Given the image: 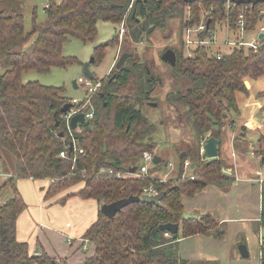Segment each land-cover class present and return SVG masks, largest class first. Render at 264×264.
<instances>
[{
	"label": "trees",
	"instance_id": "16d2710c",
	"mask_svg": "<svg viewBox=\"0 0 264 264\" xmlns=\"http://www.w3.org/2000/svg\"><path fill=\"white\" fill-rule=\"evenodd\" d=\"M243 8L244 5L234 4L227 12L225 6L211 1L189 4L185 0H50L45 7V20L38 22L34 11L32 31L28 32L23 12L7 11L0 5V146L16 160L14 177L2 185L11 186L14 196L0 207V264H66L46 253L32 255L29 244L18 240L17 221L27 206L16 179L47 181L46 200L80 187L55 204L65 205L74 196L97 202L100 207L97 220L83 237L95 251L84 264H191L178 253L180 239L221 235L218 222L211 215L200 216V221L181 220L186 211L184 197L193 198L208 185L224 187L230 183L219 156L203 160L200 155L192 163L194 180L183 179V165L189 158L184 152L179 155L176 183L129 174L131 168L140 167L136 162L144 152L152 153L155 149L154 143H145L153 124L140 109L147 101H155L152 95L159 86L147 64L128 60L114 73L112 82L100 89L102 94L98 92L92 97L95 117L76 135L84 154L70 155L69 150L66 159L60 157L66 147L59 137L64 132L60 110L72 100L61 87L25 82L23 76L32 71L48 73L74 63L73 58L63 55L64 45L70 39L93 43L99 22L118 25L126 20L131 37L140 42L144 31L165 29L169 18L179 17L182 45L186 48V30L198 28L208 13L205 22H210L209 31L214 23L228 20L235 35L232 38L237 39V21ZM262 11L264 4L244 11L248 35L264 24ZM141 22L145 23L144 28L140 27ZM200 36L204 38L207 33ZM229 47L228 53L218 48L220 58L210 55L205 47L191 48V56L175 51L177 62L172 67L173 74L188 84L185 92L175 94L174 101L188 109L194 132L202 142L211 137L221 141L224 120L239 115L237 96L247 92L245 80L264 76V39L257 51L245 46ZM57 122H60L58 127ZM255 154L261 157L260 165L264 167V150ZM151 185L166 194L161 206L134 203L112 219L101 212L103 205L140 196ZM262 203L261 226L264 227V188ZM169 223L178 224L179 232L160 230V226ZM261 260L263 264L264 240Z\"/></svg>",
	"mask_w": 264,
	"mask_h": 264
},
{
	"label": "rangeland",
	"instance_id": "374dc122",
	"mask_svg": "<svg viewBox=\"0 0 264 264\" xmlns=\"http://www.w3.org/2000/svg\"><path fill=\"white\" fill-rule=\"evenodd\" d=\"M55 1L60 2L61 0ZM49 2L50 0H25L24 2L3 0L0 5L2 9H6L7 11L16 9L23 12L25 28L28 32H31L34 11L37 21L43 22L46 18L45 7ZM209 15V13L204 14L202 21H206ZM181 24L182 21L179 17L169 18L165 29H155L151 32V35H149L148 29L144 31L141 41L135 42L131 37L130 26L127 25L126 20H123L118 25L110 22H99L98 34L96 41H93V43H84L77 39H70L64 45L63 55L73 58L75 60L74 63L64 68H53L48 73L32 71L25 74L23 80L25 82L36 81L46 86L61 87L65 90L68 99L81 101L89 95L88 87L85 84L87 78L84 75V66L90 63L92 58H94V63L90 64L89 69L94 76L93 80L94 82H101L104 88L108 83L112 82L111 79L116 71L115 66L123 54H132L131 63L133 64L135 62L147 64L155 77H158V80L161 79L163 82L152 95V99H155L157 107H153L148 103L140 107L144 116L153 124V130L146 136L145 143H154L155 149L152 154H155L162 160L159 166L162 172L154 174L155 172L153 171L154 173L152 172L151 176L159 179L161 182L170 181L176 183L179 177L177 173L179 155L182 152L188 154L189 158L187 160L192 164L204 153V142L194 132L188 109L179 102L167 98L168 95L175 96L179 88H181V92H185L188 84V81L177 78L173 74L172 67L161 60L162 54L168 49L174 52L183 51L185 56L192 55L191 49L183 48V30ZM261 27L262 25H259L255 32L247 35L246 39L250 41L256 37ZM212 30L215 32L216 40L220 45L213 47V51L216 52L220 48L223 52H230L231 47L225 44V41L230 39L226 22L214 23ZM234 36L232 35L233 38ZM96 45H98V49L95 51ZM75 83L78 85V88H75ZM95 103H99L97 97ZM142 163L144 161L140 159L136 162V165L140 166ZM170 163L176 165L172 173H168L170 171L168 164ZM191 174L196 176L194 172H191ZM187 175H189V172ZM183 179L186 178L183 177ZM6 180L7 178L0 177V207L14 196V190L11 186H2ZM19 182H21V187L25 193L27 211L18 223L17 234L20 239L24 238L27 241L33 242L36 236V224L39 225L41 219L42 204L46 208L49 203H55L57 197L46 200L45 193L43 195L39 189L40 185L36 183L31 184L28 179H16L17 188ZM209 192L210 195L213 193ZM216 196L218 197V190ZM216 196H212L211 201L215 200ZM56 205V210L59 211L56 214L45 213V219L44 217L43 219L44 223L53 225L57 229H61L67 221L78 222V217H82L85 214V208H82L81 205L69 206L67 204L65 207ZM76 213H79V215L77 216ZM216 213L215 211L213 212L214 215ZM243 262L258 264V260L254 255L251 259L244 260Z\"/></svg>",
	"mask_w": 264,
	"mask_h": 264
},
{
	"label": "crops",
	"instance_id": "0c3cea01",
	"mask_svg": "<svg viewBox=\"0 0 264 264\" xmlns=\"http://www.w3.org/2000/svg\"><path fill=\"white\" fill-rule=\"evenodd\" d=\"M245 83H248V86L245 85L247 92L237 96L239 115L229 116L224 120L218 147L219 158L223 162V169L226 170L223 173L231 179L230 183L224 187L208 185L195 197L183 198L186 211L198 216L211 215L218 222L221 233L218 237L215 234L210 237L195 235L178 241L179 255L191 264H233V261L234 264H249L243 261L251 259L253 255L258 264H262L264 167H261V157L255 152L264 150V76L258 79L247 78ZM15 171V158L0 146V177L8 180L14 177ZM28 180L31 184L40 185L38 188L44 195L49 185L47 181ZM18 184V190L25 201L22 184ZM79 188L60 194L57 200ZM209 191L214 194L210 195ZM212 196H216L213 201ZM51 204H48V208H45L44 204L41 206V219L35 227L37 230L34 241L20 239L17 234L18 240L29 244L32 255L46 253L50 258L63 260L66 264H84L85 260L93 255L95 247L83 237L97 220L99 205L92 199L70 197L65 205H58H81L85 208V214L78 217V222L67 221L61 229H57L44 223L45 213L56 214L59 211L56 210L55 203ZM26 211L27 207L19 216L17 226ZM214 211L217 212L216 215L213 214ZM70 237L72 241H69ZM242 244L248 248V258H243L238 250Z\"/></svg>",
	"mask_w": 264,
	"mask_h": 264
},
{
	"label": "built area",
	"instance_id": "2783aa9c",
	"mask_svg": "<svg viewBox=\"0 0 264 264\" xmlns=\"http://www.w3.org/2000/svg\"><path fill=\"white\" fill-rule=\"evenodd\" d=\"M234 5V3L231 2V0H228L224 6L226 7V11L229 12L230 8ZM250 6L244 5V8L239 14L238 21H237V39L232 38V31L229 26V21L227 20L226 26H227V32L230 35V39L225 41V44L228 46H245V47H250L253 48L254 51H257V49L260 46V42L262 40L259 39L260 33H264V24L260 28L259 32L257 33L256 37H254L252 40L248 41L247 35L248 32L246 31L245 27V21H244V11L248 9ZM226 12V13H227ZM264 13V11H262ZM228 15V13H227ZM208 24L205 21H202L200 26L198 28H188L185 32V44L186 48L191 49L193 47H205L207 48L208 52L210 55H215L218 58L221 57V54H218V51L214 52L213 47H218L219 42L216 40V34L215 32L209 31L208 30ZM206 32L207 36L206 37H201L200 35L202 33ZM85 84L88 87L89 95L86 99L84 100H72V108L65 114L62 115V123H63V134L64 136L62 137L63 142L66 143L65 149L60 153V157L63 159L68 158L69 156V150L71 151V154L74 153V155L77 154H84L83 149H80L78 146V139L76 138L77 134H80L82 132V126L85 125L88 121H92L95 117V109L94 106L92 105V97L96 95L100 89L102 88V83L101 82H94L93 79L87 78L85 80ZM83 114L85 118V124H78V127L73 130L71 127V122L72 119L77 116ZM155 154H152L150 152H144L142 155V159L144 163L140 165L139 168H137V172L135 174H131L137 178H145V177H151L152 179H157L153 178L151 174H158L161 173V169L159 168L160 164H155ZM170 171L168 173H172L175 164L170 163L168 164ZM183 177L184 178H190L191 180L195 179V176L191 174L193 172V167L190 161H185L183 165ZM154 171V172H153ZM153 172V173H152ZM189 172V175L187 173ZM110 174H113V171H109ZM119 178L122 177L121 174L117 175ZM159 180V179H158ZM160 181V180H159ZM161 182V181H160ZM160 192L153 186H149L147 188H144L141 195H148V196H157L159 195ZM70 226V224H68ZM73 239L70 237L69 241H72Z\"/></svg>",
	"mask_w": 264,
	"mask_h": 264
},
{
	"label": "water",
	"instance_id": "95a60500",
	"mask_svg": "<svg viewBox=\"0 0 264 264\" xmlns=\"http://www.w3.org/2000/svg\"><path fill=\"white\" fill-rule=\"evenodd\" d=\"M187 3L189 4H193L196 2H201V1H211V2H217L219 3V5L221 7L224 6V4H226L228 2V0H185ZM232 3H234L235 5H248V6H252L255 7L259 4H264V0H231ZM139 21V20H138ZM210 22H208L209 24ZM153 31V28L150 29V32ZM259 39L263 40L264 39V33H260L259 35ZM98 48V45L95 46V49ZM133 55L131 54H123V56L120 58L119 62L117 63L116 68L119 70L121 69V67L126 63V61L131 58ZM161 60L169 65H171L172 67H174L176 65L177 62V55L176 53L171 50L168 49L166 52H164V54L161 56ZM94 63V58H92L90 63L85 64L84 66V75L86 78L89 79H93V75L90 72L89 66L90 64ZM246 86H248V83H245ZM75 88H78V85L75 83ZM180 91V88L178 89V92ZM170 100H173V97H171ZM153 107H156L157 104H152ZM72 108V104L68 103L66 105L63 106V108L60 110L61 114H65L67 113L70 109ZM57 115V113H56ZM85 124V118L83 114L77 115L72 119L71 122V127L73 130H75L78 127V124ZM60 125V122H57L56 126L58 127ZM64 134L63 132L59 134V137H63ZM220 145V141L218 139H216L215 137H211L209 139H207L204 142L203 145V149H204V153L202 155L203 160H214L217 159L219 156V147ZM161 158L158 156H155V164H160L161 163ZM194 168V166H192ZM137 172V167H133L130 169V173L131 174H135ZM223 172L225 173L226 170L223 169ZM165 193H160L157 196H148V195H143V196H131L129 198H125L122 200H118L116 202H113L111 204H106L103 205L101 207V212L103 214H105L107 217L109 218H114L115 215L120 212L123 208L127 207L128 205L134 204V203H147V204H152L155 206H161V202L163 201L164 197H165ZM181 220L182 221H189V220H193V221H200L201 217L198 216L197 214H193V213H189V212H184L181 216ZM179 225L178 224H165L160 226V230L163 232H168L171 234H176L177 232H179ZM241 256L243 258H248L249 257V252H248V248L245 244H242L239 246L238 248ZM264 264V263H263Z\"/></svg>",
	"mask_w": 264,
	"mask_h": 264
},
{
	"label": "flooded vegetation",
	"instance_id": "af4514ba",
	"mask_svg": "<svg viewBox=\"0 0 264 264\" xmlns=\"http://www.w3.org/2000/svg\"><path fill=\"white\" fill-rule=\"evenodd\" d=\"M138 23H139V22H138ZM140 27L144 28V27H145V23L141 22V23H140ZM129 29H130V28H129ZM150 29H151V28H150ZM153 30H154V28H153ZM135 32H136V28L134 29V33H135ZM149 32H150V30H149ZM150 33H151V32H150ZM142 36H143V35H142ZM166 51H167V50H166ZM166 51H165V52H166ZM125 54H126V53H125ZM163 54H164V53H163ZM163 54H162V55H163ZM131 55H132V54H131ZM122 56H123V55H122ZM122 56H121V57H122ZM132 58H133V56H132L131 58H129L128 60H130V59H132ZM128 60L126 61V63L128 62ZM118 62H119V61H118ZM118 62H117V63H118ZM126 63L121 67V69L126 65ZM92 64H93V63H92ZM116 66H117V64H116ZM116 66H115V68H116ZM170 66H171V65H170ZM171 67H172V66H171ZM89 68H90V66H89ZM121 69H119V70H121ZM119 70L116 68V71H119ZM116 71H115V72H116ZM115 72H114V73H115ZM113 77H114V74H113ZM156 78L158 79V77H156ZM158 81H159V85H161V84L163 83V82L161 81V79H159ZM156 90H157V89H156ZM181 91H182V90H181V88H180V91L177 92V93H180ZM155 92H156V91H155ZM155 92H154V93H155ZM99 93H100V92H99ZM154 93H153V94H154ZM100 94H102V93H100ZM171 97H173V100L175 99V96H170V95L167 96V98H169V100L171 99ZM154 100H155V99H154ZM146 103H148V104L151 105V106H152V104H157V103H155V101H147ZM156 107H157V106H156Z\"/></svg>",
	"mask_w": 264,
	"mask_h": 264
}]
</instances>
